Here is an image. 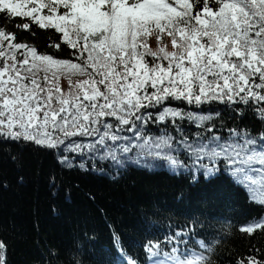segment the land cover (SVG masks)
<instances>
[{
	"label": "snow or ice",
	"instance_id": "obj_1",
	"mask_svg": "<svg viewBox=\"0 0 264 264\" xmlns=\"http://www.w3.org/2000/svg\"><path fill=\"white\" fill-rule=\"evenodd\" d=\"M33 26L43 51L18 40ZM0 140L68 169L227 176L264 210V0H0ZM239 231L264 233V217ZM202 232L148 239L143 258L121 246V264H216Z\"/></svg>",
	"mask_w": 264,
	"mask_h": 264
},
{
	"label": "trees",
	"instance_id": "obj_2",
	"mask_svg": "<svg viewBox=\"0 0 264 264\" xmlns=\"http://www.w3.org/2000/svg\"><path fill=\"white\" fill-rule=\"evenodd\" d=\"M33 30L35 36L19 31L18 40L45 50L48 33ZM261 217L264 210L227 176L192 182L187 173L132 164L119 172L68 169L50 151L0 140V241L7 264H121V246L143 258L146 240L193 221L214 242L216 264H237L248 256L264 259V233L239 231Z\"/></svg>",
	"mask_w": 264,
	"mask_h": 264
},
{
	"label": "rangeland",
	"instance_id": "obj_3",
	"mask_svg": "<svg viewBox=\"0 0 264 264\" xmlns=\"http://www.w3.org/2000/svg\"><path fill=\"white\" fill-rule=\"evenodd\" d=\"M149 43H150L153 47L156 46V44H155V40H154L153 38H149Z\"/></svg>",
	"mask_w": 264,
	"mask_h": 264
}]
</instances>
